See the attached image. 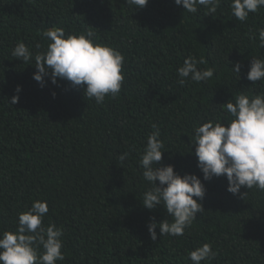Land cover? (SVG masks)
Wrapping results in <instances>:
<instances>
[{
	"label": "trees",
	"instance_id": "1",
	"mask_svg": "<svg viewBox=\"0 0 264 264\" xmlns=\"http://www.w3.org/2000/svg\"><path fill=\"white\" fill-rule=\"evenodd\" d=\"M230 3L191 14L174 0L135 10L126 0H0V232L15 231L18 214L43 200V224L63 228L65 260L57 264H192L188 252L203 243L217 252L210 264H264V192L241 187L243 199L226 190L223 175L204 180L191 143L200 123L227 122L221 104L228 99L264 92V81L246 78L251 57L264 58L257 37L264 7L240 22ZM52 27L66 35L92 27L98 42L123 54L117 97L97 104L59 78L45 77L41 87L34 64L12 57L17 42L34 52L37 43L46 47L40 33ZM190 55L214 75L181 86L176 70ZM236 62L239 77L231 71ZM152 123L165 145L156 166L195 174L206 189L204 211L185 234L159 237L157 227L155 241L147 223L171 218L162 206L142 204L150 185L139 160Z\"/></svg>",
	"mask_w": 264,
	"mask_h": 264
},
{
	"label": "clouds",
	"instance_id": "2",
	"mask_svg": "<svg viewBox=\"0 0 264 264\" xmlns=\"http://www.w3.org/2000/svg\"><path fill=\"white\" fill-rule=\"evenodd\" d=\"M221 0H174L182 5L188 13L195 14L199 6L215 13ZM148 0H126L127 6L134 10L143 8ZM264 7V0H231L232 15L240 22L248 19L249 13H256ZM90 27L81 34H65L61 27H52L40 33L48 43L46 47L37 43L36 51L30 49L24 42H17L11 55L27 64H34L33 79L41 87L45 85V77L52 84H57L58 78L66 80L73 87H81L84 96L94 99L97 104H103L106 97L115 98L119 95L124 81L123 54L107 44L98 42L96 33ZM259 47H264V28L257 30ZM250 35V39H255ZM204 61L195 56H188L177 68L178 84L183 86L187 80L195 83L207 82L214 75L213 68H199ZM231 71L239 77L241 64L236 62ZM246 78L255 85L264 81V58L251 57ZM21 91L16 86L17 95L11 97V103L19 100ZM55 96V93H52ZM227 114V122L208 120L193 129L192 144L197 167L204 180L225 176L226 190L240 194L241 187L248 190L256 188L264 192V92L246 95L241 92L233 100L228 99L221 104ZM153 131L147 136L146 144L140 156L139 165L143 169V178L150 187L143 193L142 204L152 210L162 206L167 217L157 222L151 219L147 223L150 238L157 240V227L160 236L179 237L185 234L197 212H203L202 201L205 186L195 174L183 176L174 172L172 165L157 167L162 160L165 149L161 133L156 123L151 124ZM128 153L118 156L123 164ZM159 182L158 184L156 182ZM195 197V198H194ZM49 212L46 201L34 200L27 210L18 214L15 231L0 232V264H57L64 261L63 228L54 223L47 226L43 218ZM210 243H203L188 252L192 264L210 262L216 257Z\"/></svg>",
	"mask_w": 264,
	"mask_h": 264
}]
</instances>
